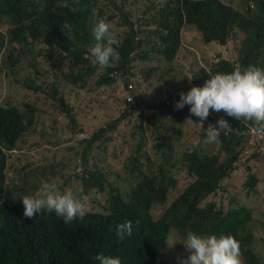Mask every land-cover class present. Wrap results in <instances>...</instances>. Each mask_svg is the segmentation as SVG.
I'll return each instance as SVG.
<instances>
[{"label":"trees","instance_id":"obj_1","mask_svg":"<svg viewBox=\"0 0 264 264\" xmlns=\"http://www.w3.org/2000/svg\"><path fill=\"white\" fill-rule=\"evenodd\" d=\"M172 3L174 8L171 7ZM121 5V0H0V22L7 20L10 23L6 42L4 38L0 42V72L12 60V52H2V46L4 48L9 44L26 53L23 41L31 40L47 46L38 53L28 50L32 60L41 53L62 56L69 61L66 68L70 70L68 84L83 87L80 67H86L91 76L96 70L86 58L88 49L95 44L93 27L100 18L109 22V15L118 12ZM27 8L42 12L43 16L38 19L39 26L31 25ZM120 11L127 22V33L115 46L118 52L116 66L99 79L100 85H121L127 86V90H135L134 85L129 83L141 74L135 60L142 57L138 54L136 39L138 35L148 32L146 28L151 26L155 27L154 34L158 38V54L165 61L175 60L180 49L182 29L189 25L195 27L207 43L214 40L225 43L242 35L238 54L241 59L237 58L236 61L264 68V60L260 58V49H264V0H170L163 9V15L156 8L137 28L130 22L129 16ZM222 61L225 60H221L214 72L234 69ZM41 74L50 77L49 71H42ZM149 79H152L150 74ZM128 96L121 103V117L112 124L96 125L85 120L82 123L83 131L93 132L96 138L111 134L114 133V126L130 116H136L139 122L135 127V136L142 132L146 120L150 126L154 125L152 115L135 111L141 108L140 104L127 109ZM172 98L173 95L167 93L159 108L164 109L165 103ZM62 104L65 113L74 122L72 106L65 105L64 101ZM150 106L145 103L146 108ZM214 112L229 123H236L237 119L227 116L223 110ZM172 114L176 115L170 111L161 113L160 117ZM180 118L176 115L174 120ZM250 124H253L252 121L235 124L232 128L248 133ZM24 130L22 117L16 110L0 108L1 141L13 145ZM250 138L232 135L222 141L219 139L221 151L217 154L201 153L198 149L185 153L178 162L183 167L188 165L192 168L199 176V182L191 186L158 222L154 220L153 210L162 201L161 190L165 180L162 164L145 167L141 161L142 155L131 156L128 170L134 176L136 185L130 193L121 195L117 189H109L104 172L89 168L84 158L82 161L89 169L78 173L74 164L72 181H64L63 184L65 190L72 189L80 195H89L86 214L93 217L90 225L84 229H68L54 220L31 225L22 220L17 212L8 213L0 209V264H99L94 258L101 253L121 257L122 264H182V260L189 255L185 246L181 245L187 230L201 235L235 234L238 223L232 215L215 212L212 208L201 207V204L207 199L204 197L215 190L218 179L225 172L223 165L226 161H229L227 167L230 162H237L239 148L246 146ZM259 148L260 143L256 139L257 153ZM223 155L226 160H222ZM256 181L251 175L247 186L253 187ZM125 221H132L134 231L130 237L121 240L116 235V227ZM172 226L181 234L179 244H171L167 239ZM245 261L246 264H254L249 258Z\"/></svg>","mask_w":264,"mask_h":264},{"label":"rangeland","instance_id":"obj_2","mask_svg":"<svg viewBox=\"0 0 264 264\" xmlns=\"http://www.w3.org/2000/svg\"><path fill=\"white\" fill-rule=\"evenodd\" d=\"M123 13L129 16L130 22L136 28L142 24L148 15L155 12L162 0H121ZM109 15L108 18L121 43L124 33H127V22L121 11ZM10 23L0 22V42L7 40ZM148 32L137 36L139 46L135 61L141 74L129 84L135 90L127 92V86H104L99 79L104 75V69L88 75L86 67L81 66L79 74L83 87H73L68 84L70 70H66L69 61L57 54H38L32 60L28 50L38 53L45 49L42 43L23 41L26 53L15 49L9 44L2 46V52H12V60L6 63L0 72V104H12L22 110L26 105H34L38 111L36 122L30 133L17 146V152L9 154L6 180L11 185L22 186L27 179L32 188L41 185V181L67 182L72 181L73 166L78 160L88 156L91 164L101 169L106 175L110 186L117 189L121 195H127L136 185L134 176L129 173L128 164L131 156H141L145 167L158 163L170 169L174 186H170L167 202L153 210L155 218H159L179 195L195 181L178 160L188 152L198 149L201 153L217 154L221 145L217 141L212 144L205 142V130L198 124H185V118L174 120L169 115L161 118L155 116L154 125L145 123L142 132L136 135L135 127L139 125L136 116L124 117L112 130L114 133L95 137V134L84 132L82 123L87 120L96 125L113 123L121 117V103L129 95L138 97L137 102L154 105L165 98L167 93L178 89L180 92L201 68L209 72L219 68L221 60L234 62L238 57L242 35L231 40L218 50L207 49L200 33L193 27L184 26L180 36V49L173 62H167L158 54L159 42L155 36V27L146 28ZM22 37V36H21ZM4 45V44H3ZM113 61H118L116 58ZM93 68V65L90 64ZM49 71L50 77L42 75ZM149 74L152 79H149ZM152 82V84L150 83ZM161 93H157L160 92ZM157 91V92H156ZM70 104L74 122L65 113L62 102ZM127 109H133L135 101L128 103ZM176 105L175 102L172 104ZM126 109V108H124ZM138 113L151 115L148 108L136 110ZM196 123V122H195ZM88 136L80 140V135ZM33 137V138H32ZM37 137L38 139H36ZM163 138L167 150L162 153L156 148L157 138ZM241 138L246 137L244 133ZM37 146V147H36ZM37 148V149H35ZM34 152L38 153L35 160ZM264 160L260 164L252 163L244 158H238L235 171L220 185L219 190L202 205L212 208L215 212H228L239 207L246 208L252 218L250 231L243 234L246 246L258 254L264 262ZM137 175V174H136ZM254 176L257 183L254 192L250 193L247 184ZM168 184L171 181H166ZM74 188V185H72ZM96 212L97 209H95ZM171 244H179V238L173 234Z\"/></svg>","mask_w":264,"mask_h":264},{"label":"clouds","instance_id":"obj_3","mask_svg":"<svg viewBox=\"0 0 264 264\" xmlns=\"http://www.w3.org/2000/svg\"><path fill=\"white\" fill-rule=\"evenodd\" d=\"M169 1L162 0L158 4L157 10L162 11V15L163 9ZM174 6L172 3L171 7L174 8ZM27 9L31 15V25L39 26L38 19L43 16L42 12ZM111 29V23L105 18L98 19L93 27L95 44L86 53V55L89 54L86 58L93 65V68L96 69L95 71L98 72L104 69V74L110 69H113L118 62L113 61L118 56L115 47L118 45V38L116 33ZM201 38L202 43L207 47L206 40L202 36ZM231 40L233 39L227 40L225 43L214 40V42L209 43L210 47H207V49L218 50L219 46L224 47ZM260 51L262 52L260 58L264 60V49L262 48ZM237 58L241 59L240 56ZM236 60L232 63L226 59L222 61L234 67L233 70H222L221 72H214L213 70L209 72L206 68H201L191 79H188V85L183 90L176 92L178 88L171 92L173 98L165 103L164 109L159 108L162 100L154 105L150 104L151 106L148 109L153 112L151 115L154 117V123L157 114L160 116L163 112L173 111L177 116L181 117L180 119H187L185 124H199L205 130V142L208 144L219 142V139L222 141L224 138L232 135L240 137L244 133L246 137L251 138L246 146L239 148V157L257 165L260 164L262 159L264 160V155L260 149L257 153L255 149V140L257 137H252L250 134L253 129L264 131V68L255 65L247 66L242 61ZM127 92L132 93V88L128 89ZM136 98L138 100L137 96H128L127 101L128 103L135 101L136 105L140 104ZM173 102L176 103L175 106L172 105ZM0 108L16 110L22 117L25 126V130L13 145H9L0 140V160L2 162L0 165V209H4L8 213L11 211L17 212L22 220L31 225L54 220L68 229L87 228L93 220L91 214H86L89 210L88 201L90 197L88 194L80 195L72 189L65 190L63 182L41 181V185L34 188H32V185L27 179L20 187L7 182L6 175L9 154L16 153L17 146L21 141L28 139L26 136L30 133L31 128L36 122L38 111L34 105H26L24 110L12 104H0ZM143 108H145V105H141L139 109ZM221 110L227 116L235 117L237 119L235 124L241 125L252 121L253 124H250V131L248 133L245 131L239 132L237 128H232L235 124L229 123L220 114L214 112H220ZM176 115L174 116L176 117ZM35 138L38 139L37 137ZM86 139H88L87 135H80V140ZM156 148H159L162 153L166 152L167 147L163 138H157ZM38 155V153L34 152L35 160ZM224 157L225 155L222 156V160H226ZM85 158V164L89 168L99 169L91 164L88 156H85ZM83 159L76 162V171L78 173H84L85 168H88L84 165ZM228 162L226 161V164ZM236 163L230 162L228 167L226 164L223 165L225 172L218 179L215 190L207 194L204 198H209L219 190L222 181L236 170ZM162 168L165 180L161 190L162 201L160 206L167 202L169 188L170 186H174L170 169L166 165H162ZM184 168L195 177V181L172 202L159 218L154 217L155 222L160 221L186 191L199 182V176L192 168L188 165L184 166ZM167 180L171 181V183L168 184L166 182ZM256 183L257 181L253 187L247 186L250 193L254 192ZM223 213L228 216L232 215L233 220L238 223L235 234L201 235L192 230H187L186 234L183 235L184 238L181 245L185 246L189 255L182 260V264H246L245 259L247 258L251 259L254 264L264 263L258 254L247 248L243 238V234L250 231L252 218L249 211L244 207H239ZM133 231L132 221L119 223L116 227V235L121 240L126 236L130 237ZM173 234L178 238L181 236L174 226L170 228L167 239L171 240ZM94 259L99 264H122L121 257L105 255L103 253L97 254Z\"/></svg>","mask_w":264,"mask_h":264},{"label":"built area","instance_id":"obj_4","mask_svg":"<svg viewBox=\"0 0 264 264\" xmlns=\"http://www.w3.org/2000/svg\"><path fill=\"white\" fill-rule=\"evenodd\" d=\"M250 136L257 137V141L260 143V151L264 155V131H257L253 129Z\"/></svg>","mask_w":264,"mask_h":264}]
</instances>
